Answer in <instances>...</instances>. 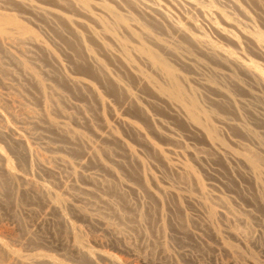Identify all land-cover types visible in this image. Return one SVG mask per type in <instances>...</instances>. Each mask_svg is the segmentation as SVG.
I'll list each match as a JSON object with an SVG mask.
<instances>
[{"label":"rangeland","instance_id":"1","mask_svg":"<svg viewBox=\"0 0 264 264\" xmlns=\"http://www.w3.org/2000/svg\"><path fill=\"white\" fill-rule=\"evenodd\" d=\"M0 13V264H264V0H0Z\"/></svg>","mask_w":264,"mask_h":264},{"label":"bare ground","instance_id":"2","mask_svg":"<svg viewBox=\"0 0 264 264\" xmlns=\"http://www.w3.org/2000/svg\"><path fill=\"white\" fill-rule=\"evenodd\" d=\"M1 14V13H0ZM5 15H6V13H5ZM4 16V15H3ZM8 16V15H7ZM111 77V76H110ZM103 78V80H105V81H107L110 85H111V87H112V90L114 91H116V93H119V91H120V88H119V86H118V84H116L115 85V83H113V82H111V81H109L106 77H102ZM66 80H67V85L70 87V88H72L73 90H75V91H77V92H79V93H86V91H88L89 93H90V95H92L94 98H99L100 100H101V107H102V110H103V115H104V117H105V114H106V112H108L110 109H109V107L106 105V103H105V101L103 100V97L101 96V94L99 93V91L97 90V88L94 86V85H92L90 82H88V81H86L85 79H82V78H77V77H73V78H71V77H67L66 78ZM115 81V80H114ZM119 89V90H118ZM115 93V94H116ZM123 96V95H122ZM133 98V97H132ZM131 98V99H132ZM99 100V101H100ZM132 102V101H131ZM136 107V112L137 113H139L141 116H142V118L143 119H145V121L148 123V126L149 127H151V129H152V124H151V122L149 121V117H147V113H146V111L144 110V108L143 107H141V106H139V105H134L133 103L131 104V106H130V108H133V107ZM115 109V108H114ZM111 111V110H110ZM110 113V112H109ZM179 116V115H178ZM103 117V118H104ZM119 117V116H118ZM183 119V118H182ZM108 121V120H107ZM105 122V123H107L108 124V122ZM119 123H121V124H123L124 126H125V128L127 127V129L129 130V131H131V132H133L136 136H138L140 139H143V140H145L146 142H147V144H149L150 146H151V148H153L154 150V152H157L158 153V157L160 156V155H162L164 158H167V155L168 154H165V151L164 150H166V149H162L157 143H155V142H153L151 139H149V137L144 133V131H143V129H142V127H140L139 125H135V124H132L130 121H128L127 119H119ZM134 123V122H133ZM148 127V128H149ZM191 129V128H190ZM153 130V129H152ZM157 130H158V128H157ZM159 131V130H158ZM158 131H156V130H153L152 132L155 134V135H157V136H161V133H159ZM99 135V137L100 138H108V137H105L106 135H101V134H98ZM0 136L1 137H7L8 136V134L6 133V132H3V131H0ZM165 137V136H164ZM207 137V136H206ZM99 138V139H100ZM208 138V137H207ZM210 138V137H209ZM113 139V138H112ZM117 139V138H116ZM167 139V138H166ZM107 140V139H106ZM211 140V139H210ZM110 141H111V138H110ZM112 141H116V140H112ZM117 141H118V139H117ZM116 141V142H117ZM144 141V142H145ZM211 141H213V140H211ZM13 144H15V145H24V146H27V147H29L28 146V144L25 142V141H23L22 139H20V138H15L13 141ZM101 142H102V140H101ZM106 142V141H105ZM125 143V142H124ZM209 143L211 144V142L209 141ZM144 144V143H143ZM149 147V146H148ZM151 148H149L150 150H151ZM0 150H1V148H0ZM168 151H169V149H167ZM168 151H166V153L168 152ZM172 150H170L169 152H171ZM131 152V151H130ZM179 152V151H178ZM190 152V151H189ZM133 153V152H132ZM198 153V152H197ZM160 154V155H159ZM196 154V153H195ZM194 153H193V155L194 156H196V158H198L197 157V155H195ZM198 155H199V153H198ZM244 155V154H243ZM190 156H191V154H190ZM199 156H201V155H199ZM246 156V158H248L249 159V161L250 162H260V161H263V159L259 156V155H257V154H255V153H250V155H245ZM136 157V156H135ZM161 158V157H160ZM181 158V157H180ZM245 158V159H246ZM140 160V159H139ZM200 160V159H199ZM168 161V160H167ZM166 161V162H167ZM169 162V161H168ZM249 163V162H248ZM165 164V163H164ZM172 164V163H171ZM8 165V170H7V172H10V174H16V172H14V170H13V168L9 165V164H7ZM46 170H49V171H51V169L49 168V167H46L45 168ZM184 170V169H183ZM183 175V174H182ZM194 175V174H193ZM197 176V175H196ZM21 177V176H20ZM24 176H22V178H23ZM25 178V177H24ZM25 180V179H24ZM27 181V180H26ZM29 182H30V180H28ZM32 181V180H31ZM158 181V180H157ZM28 182V183H29ZM24 183H26V182H24ZM28 183H26V184H28ZM33 183V182H32ZM35 184V183H34ZM108 184V183H107ZM24 185V184H23ZM31 185V184H30ZM33 185V184H32ZM109 185V184H108ZM35 186H37L36 184H35ZM34 186V187H35ZM104 186H107L106 184L104 185ZM148 186V185H147ZM32 187V186H31ZM112 187V186H111ZM39 188V187H38ZM46 188V187H45ZM110 188V187H109ZM25 190L26 191H32V192H34V193H36V194H38V189L36 188H32V189H30V188H25ZM25 190H24V192H25ZM46 191V190H45ZM42 192V191H41ZM40 192V193H41ZM48 192V191H47ZM51 193V192H50ZM49 194V193H48ZM58 195V194H57ZM54 196V195H53ZM55 196H56V194H55ZM77 196V195H76ZM57 197V196H56ZM60 197V195H58V197H57V199ZM61 198V200H63V197L61 196L60 197ZM66 199V198H65ZM59 201V200H58ZM69 202V201H68ZM79 206H77L76 207V209H80V207L78 208ZM84 208V207H83ZM83 208H81V209H83ZM90 212V211H89ZM92 214V213H91ZM103 215V214H102ZM100 216V215H99ZM62 218H63V220H64V222L66 223V221L68 220L64 215H62ZM62 220V219H61ZM71 223V222H70ZM108 224V223H107ZM70 225H72V224H70ZM7 231L8 230H1L0 231V243L2 242V240L4 239V237H7V236H5V233H7ZM9 234H11L10 232H9ZM12 235V234H11ZM4 241V240H3ZM0 246H2V243L0 244ZM126 246V245H125ZM130 246V245H129ZM128 247V246H127ZM130 248V247H129ZM1 249V248H0ZM75 249H76V247H75ZM79 249V248H78ZM2 250V249H1ZM81 250V249H80ZM228 250V249H227ZM19 251V250H18ZM18 251H16L15 253H17ZM83 252H84V250H82ZM81 251V252H82ZM231 251V250H230ZM77 252V251H76ZM79 252V251H78ZM85 252H86V250H85ZM84 252V253H85ZM89 253V252H88ZM9 254V253H8ZM12 254H14V253H12ZM18 254V253H17ZM17 254H15V255H17ZM88 256H87V258L91 255H89V254H87ZM102 255V254H101ZM100 255V256H101ZM94 257H95V255H93ZM97 256V255H96ZM10 257H11V255H10ZM83 257V256H82ZM81 257V258H82ZM92 257V256H91ZM104 257V256H103ZM115 257V256H114ZM112 258V257H111ZM118 258H122V257H118ZM13 259V258H12ZM95 259V258H94ZM117 259V258H116ZM123 259V258H122ZM84 261H86V258L84 257V259H83ZM89 260V259H88ZM87 260V261H88ZM91 260V259H90ZM93 261V260H92ZM117 261H121V260H119V259H117ZM91 262V261H90ZM114 262V261H113ZM130 262H131V260H130ZM147 262V261H146ZM117 263H119V262H117ZM136 263V262H135ZM137 263H139V261L137 262ZM57 264V263H56ZM120 264V263H119ZM121 264H123V261H121ZM124 264H127V263H124ZM130 264V263H129ZM141 264V263H140ZM142 264H145V263H142Z\"/></svg>","mask_w":264,"mask_h":264}]
</instances>
